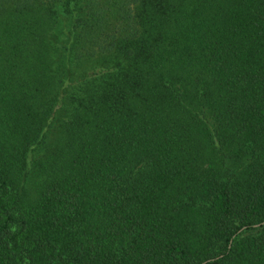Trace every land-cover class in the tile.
I'll return each mask as SVG.
<instances>
[{
  "label": "trees",
  "instance_id": "trees-1",
  "mask_svg": "<svg viewBox=\"0 0 264 264\" xmlns=\"http://www.w3.org/2000/svg\"><path fill=\"white\" fill-rule=\"evenodd\" d=\"M0 264H264V0H0Z\"/></svg>",
  "mask_w": 264,
  "mask_h": 264
},
{
  "label": "rangeland",
  "instance_id": "rangeland-1",
  "mask_svg": "<svg viewBox=\"0 0 264 264\" xmlns=\"http://www.w3.org/2000/svg\"><path fill=\"white\" fill-rule=\"evenodd\" d=\"M62 25H60V27H61ZM60 36V35H59ZM60 38H62V35H61V37Z\"/></svg>",
  "mask_w": 264,
  "mask_h": 264
}]
</instances>
